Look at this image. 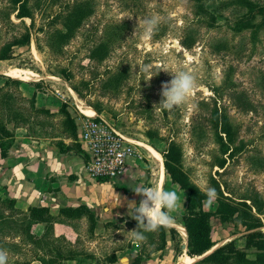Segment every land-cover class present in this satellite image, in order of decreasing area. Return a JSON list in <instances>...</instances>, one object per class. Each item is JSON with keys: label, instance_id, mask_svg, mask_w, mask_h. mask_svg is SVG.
Returning a JSON list of instances; mask_svg holds the SVG:
<instances>
[{"label": "rangeland", "instance_id": "rangeland-1", "mask_svg": "<svg viewBox=\"0 0 264 264\" xmlns=\"http://www.w3.org/2000/svg\"><path fill=\"white\" fill-rule=\"evenodd\" d=\"M71 1L31 0L36 10L31 43L15 46L13 58L0 60V86L4 88L0 91V123H6L9 129L28 125L41 138L50 137L43 133L69 138L71 126L65 123V117L61 113L33 111L35 104L28 99L33 95H26L39 93L35 103L46 104L45 100H51L61 108L65 101L59 93L66 94L70 112H79L77 105L86 107L88 114L95 110L136 141L137 169L122 192L110 190L108 195L107 190L95 188V196H109V204L101 201L95 206L108 212L110 207L115 208L111 218L92 219L90 214L81 212L67 221H50L43 231L41 222L33 224L29 233L20 226L16 228V218L21 215L12 217V214L32 205L24 208L13 197L18 206L13 209L1 200L10 196L0 195V247L9 253L8 264H185L188 246L177 253L170 232L169 243L167 240L162 250H158L159 228L144 231L143 241H135L128 233L138 228L131 217L135 205L130 204L138 206L143 199L132 191L137 185L175 189L181 207L170 213L173 218L181 216L187 206L189 192L173 184L166 172L164 176L163 153L171 140L182 151V167L190 180L204 192L209 186L216 189L217 199L211 206L205 203L206 199L205 209L216 210L221 192L235 201L250 197L257 203L253 213L264 222V25L256 31L232 30L229 26L237 14L224 10L215 27H211L208 20L197 18L194 0H94L95 14L86 18L74 38L64 41L60 32L53 37L48 35L50 21L45 13L55 14ZM9 5V0H0V47L25 30L15 13L10 18L6 14ZM154 13L163 20L152 39L145 43L141 40L143 25L139 26V21ZM125 18L130 22L126 35L113 42L103 36L108 20ZM25 22L30 25L31 20L27 18ZM192 26L196 31L191 34L197 40L188 48L180 39ZM71 27H75L73 21L60 26V30ZM95 48L100 56L89 54ZM145 66H150L149 71L143 70ZM66 68L70 70V80ZM179 70H191L199 87L186 104L163 108L159 106L163 100L161 86L169 83L174 78L171 73ZM10 75L19 77V81L6 85ZM17 107L20 114L12 110ZM215 108L230 117L233 152H224L215 134ZM42 124L48 129L38 133ZM2 163L3 160L0 166ZM83 165L80 175L84 181L95 186L116 181L91 179ZM115 194L127 205L125 208L115 203L118 199ZM247 203L253 204L251 200ZM240 208L247 210L245 206ZM243 211L227 222L212 218L217 245L242 236L248 220ZM173 225L180 232L181 245L187 243L183 226L176 222ZM240 244L243 245V240ZM114 253L118 260L109 263L108 258ZM249 256L254 257V250L249 251Z\"/></svg>", "mask_w": 264, "mask_h": 264}, {"label": "trees", "instance_id": "trees-1", "mask_svg": "<svg viewBox=\"0 0 264 264\" xmlns=\"http://www.w3.org/2000/svg\"><path fill=\"white\" fill-rule=\"evenodd\" d=\"M41 3L43 0H33ZM45 1V0H44ZM58 1V0H56ZM197 4V18L208 20V25L215 27L218 22L219 17L224 13L223 11H230L231 14H237L235 19L231 21L230 28L235 31H244L252 30L256 31L264 25V3L255 2L253 0H212V2H205L204 0H194ZM9 8L6 12L7 15L15 13L17 19L20 20L19 23H22L25 30L20 36H15L13 40L7 42L2 47H0V60H7L13 58V49L15 46H25L30 44L33 39L32 28L35 27V9L31 4V0H9ZM139 7H142L141 4H137ZM96 2L94 0H73L67 2L59 12L55 14L51 11L46 12V18L50 26L46 31L48 35L52 37L56 32L63 34L64 41L75 37L82 29V24L86 18L92 16L96 12ZM37 9V8H36ZM52 9V6L50 7ZM29 18L31 20L30 25H28L25 20ZM73 21L75 27H71L67 30H60V26L67 24ZM13 24L16 23L13 21ZM129 21L125 19L121 20H108L104 25L103 36H107L109 41H115V39L122 38L127 34L129 29ZM40 30H43L41 27ZM196 31L194 26L186 32L180 42L185 46L190 48L197 38H194V35L191 34ZM107 48V46H105ZM93 49V48H92ZM90 50L93 53V56L101 55L97 52L95 48ZM109 49V48H108ZM107 49V50H108ZM106 53V52H104ZM103 53V54H104ZM70 70L67 68L65 72L68 74L67 80L72 78L69 74ZM9 81H19L17 78L8 77L6 80V85L9 84ZM0 91H4V88L0 86ZM37 93L35 92L32 96L30 102L35 104L33 106V111L45 113L48 115H57L61 113L65 117V123L71 126V131L67 133L69 138L72 139V142L67 145L63 140H59L58 145L61 147L63 152L65 151H74L79 154H84V149L81 143L78 141V124L76 122L75 116L70 109L68 110V104L64 102L59 112L54 113L46 108H39L36 106L35 100ZM13 112L16 110L20 112V108L12 109ZM31 113H33L31 111ZM99 113V112H98ZM20 114V113H19ZM19 114H15L17 117ZM100 114V113H99ZM213 127L215 129V134L220 138V144L224 147V152H233L234 148L231 147V140L233 135L232 126L230 123L229 115L222 111L220 112L218 108H215L213 112ZM29 119V118H28ZM32 123V122H30ZM24 125V124H22ZM43 128L38 130V133H43L45 124H42ZM18 126V125H17ZM15 126V128H17ZM28 126V125H25ZM15 128L9 129L6 123H0V164L2 160L8 157L11 148L13 147L16 134ZM28 129L36 134L34 130ZM45 132V130H44ZM44 136H61L60 134H45ZM228 141V147H226V140ZM164 168L165 172L170 176L173 184L179 186L181 190H187L189 192L187 197V206L183 214L179 217H175L174 221L181 225V227L187 232V257L191 260H195L196 257L202 256L207 253L211 248L217 245V241L213 238V226L212 218L216 217L221 222H227L240 212L241 206L247 208L246 211H243L247 215V227L243 232L241 237L233 238L227 242H224L218 246L213 252L206 255L201 260L192 263V264H264V226L263 220L253 213V207H256L257 203L250 197H241L239 200L235 201L229 196L224 195V192H221L222 198L219 200V204L215 211H209L204 207V201L207 199V196L203 190L196 186L189 178L187 172L182 167V151L176 143L171 140L168 144L166 151L163 153ZM226 162L224 161L221 165L224 167ZM4 204H7L13 209H18L17 200L13 197H8L7 199H2ZM247 200L252 201V206L247 203ZM81 212L90 214L91 218L94 219L95 213L87 204H81L78 206H65L61 207L58 214H53L50 211L48 206L43 205H32L27 208V210H20L18 213L12 214L21 215L19 218H16L15 227H22L27 233L31 226L35 223H44L45 227H48V223L57 222V221H67L72 218H75ZM50 222V223H51ZM160 239L161 245L158 250H162L166 247L168 240V233L170 232L171 239L174 240V247L177 253L183 252L182 242L179 239L180 232L177 228L173 226L160 227ZM33 235V234H32ZM240 240L244 241V244L241 246ZM254 250V257L249 256V251ZM60 251V250H59ZM61 256V251L59 252ZM67 256H62V258ZM117 255L111 254L108 258L109 263L117 262Z\"/></svg>", "mask_w": 264, "mask_h": 264}, {"label": "crops", "instance_id": "crops-1", "mask_svg": "<svg viewBox=\"0 0 264 264\" xmlns=\"http://www.w3.org/2000/svg\"><path fill=\"white\" fill-rule=\"evenodd\" d=\"M34 93L28 92L26 95L30 97ZM38 94L37 98H39ZM45 101L46 104L37 102L36 106L54 113L59 112V103H52L51 100ZM59 140H63L67 145L72 142L71 138L60 136L41 138L38 134L31 132L27 126L17 128L15 143L0 166V195L17 198L24 208L29 205H47L53 214H58L60 208L67 205L75 207L87 204L99 220L107 216L111 218L115 208L110 207L111 210L108 212V210H99L95 206L101 201L109 204V196L106 198L95 196V188H101L99 190L103 192L107 190L108 195H110V190L124 191L125 185L132 179L131 174L137 169L134 161L139 159L137 157L130 159L126 172L116 178L115 182L95 186L93 182L84 181L80 175L84 171L82 155L74 151L63 152L58 145ZM132 165H134V170L130 172ZM121 206L125 208L127 205L121 203ZM39 226L42 231L45 229L43 223Z\"/></svg>", "mask_w": 264, "mask_h": 264}, {"label": "clouds", "instance_id": "clouds-1", "mask_svg": "<svg viewBox=\"0 0 264 264\" xmlns=\"http://www.w3.org/2000/svg\"><path fill=\"white\" fill-rule=\"evenodd\" d=\"M162 20L163 17L154 13L139 21V26L143 25L141 34L143 42L147 43L152 39ZM137 29L134 36L137 35ZM149 69L150 66H145L143 70L149 71ZM171 74L174 78L169 83H164L161 86L163 100L159 106L166 109L186 104L199 87L197 79L191 70H179ZM132 191L143 198L138 206L135 203H130L135 205L131 217L137 222L138 228L128 233L135 241H143L145 239L144 231L157 230L162 226L166 227L175 223L170 213L181 207L180 197L175 189L163 190L159 187H145L140 184ZM205 194L207 196L205 203L211 206L217 199L216 189L210 186L206 187ZM116 196L118 199L115 203L120 205L121 197ZM8 256V251L0 247V264H8Z\"/></svg>", "mask_w": 264, "mask_h": 264}, {"label": "built area", "instance_id": "built-area-1", "mask_svg": "<svg viewBox=\"0 0 264 264\" xmlns=\"http://www.w3.org/2000/svg\"><path fill=\"white\" fill-rule=\"evenodd\" d=\"M69 103L66 94L59 93ZM74 98V92L71 94ZM72 112L78 124V141L81 143L85 171L94 180H113L122 176L129 160L136 157V141L119 131L115 123L94 110L88 114L77 105Z\"/></svg>", "mask_w": 264, "mask_h": 264}, {"label": "water", "instance_id": "water-1", "mask_svg": "<svg viewBox=\"0 0 264 264\" xmlns=\"http://www.w3.org/2000/svg\"><path fill=\"white\" fill-rule=\"evenodd\" d=\"M10 76H12V77H14V78H19V77L14 76V75H10ZM170 226L176 227V226H174L173 224L170 225ZM186 235H187V232H186ZM221 244H222V243H219L218 245L214 246L213 248H211V249H210L207 253H205L204 255L196 257V260H195V261H198V260L204 258L206 255H208V254H210L211 252H213V251H214L218 246H220ZM187 246H188L187 243H184V244L182 245V247H183L184 249H187Z\"/></svg>", "mask_w": 264, "mask_h": 264}, {"label": "bare ground", "instance_id": "bare-ground-1", "mask_svg": "<svg viewBox=\"0 0 264 264\" xmlns=\"http://www.w3.org/2000/svg\"><path fill=\"white\" fill-rule=\"evenodd\" d=\"M12 73H13V71H12ZM17 74V73H16ZM86 113L88 112L87 110H86V108H82ZM94 112V111H93ZM93 112H90L89 114H93ZM159 158V157H158ZM159 160V159H158ZM196 260V259H195ZM195 260H194V262H195ZM184 263L185 264H192L193 263V260H191V259H189L188 257H185V260H184Z\"/></svg>", "mask_w": 264, "mask_h": 264}]
</instances>
